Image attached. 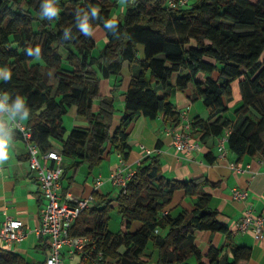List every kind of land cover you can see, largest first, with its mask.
<instances>
[{
    "label": "trees",
    "instance_id": "obj_1",
    "mask_svg": "<svg viewBox=\"0 0 264 264\" xmlns=\"http://www.w3.org/2000/svg\"><path fill=\"white\" fill-rule=\"evenodd\" d=\"M44 2L0 0V71L11 73L0 83V91L11 93L10 104L17 94L25 97L30 110L25 123L41 152L59 144L58 153L72 171L82 165L93 170L108 150L126 160L128 129L137 117H161L168 127L179 124V113L170 102L176 90L201 100L215 118L210 124L192 121V129L201 128V138L230 130L227 150L236 163L245 156L264 158V0H191L186 5L178 0H134L119 18H112L117 5L111 0H53L59 13L52 20L39 15ZM89 5L99 8V16L89 15L92 31L101 28L106 38L98 54L92 34L78 27ZM106 19L112 20L110 27ZM125 63L135 70L113 129L115 90L121 79L109 96L100 94L99 85L103 79L120 77ZM234 82L241 102L232 122L222 114L228 111ZM71 108L87 125L66 134L63 119ZM158 151L140 162L124 190L95 194L93 205L73 222L70 235L94 241L89 256L101 252L100 264H188L192 257L197 264L248 260L250 249L229 240L228 229L210 208L211 197L202 191L209 184L206 179H165ZM207 161L213 163L214 158ZM175 191L193 200L190 211H166ZM114 208L125 227L117 233L108 229ZM195 232L227 237L222 247L211 246L203 254ZM226 248L231 260L223 262ZM0 264L29 263L19 254L2 251Z\"/></svg>",
    "mask_w": 264,
    "mask_h": 264
},
{
    "label": "crops",
    "instance_id": "obj_2",
    "mask_svg": "<svg viewBox=\"0 0 264 264\" xmlns=\"http://www.w3.org/2000/svg\"><path fill=\"white\" fill-rule=\"evenodd\" d=\"M111 1L117 5L112 18H119L125 12L127 5L134 0ZM92 37L96 44L94 53L98 54L106 42L105 34L101 28H95L92 31ZM134 70L133 67L129 69L128 64L125 63L120 77H110L100 82V94L109 96L113 85L121 79L119 88L115 90L116 114L113 118V129L119 124L124 109L123 93L128 86L131 72ZM3 80V71H0V83ZM157 93L161 95V91L158 90ZM170 102L179 115L185 114L191 121L197 119L196 121L210 124L215 120L201 100H192L185 93L173 91ZM240 102L241 95L238 82H234L232 84V97L227 103L228 111L222 116L235 122L234 111ZM94 110H97L96 106ZM6 119V116L0 113V125L5 124ZM147 119L139 116L129 126L128 144L130 150L126 160L122 159L119 152L108 150L100 165L91 171L87 165H82L77 171H72L68 169L69 162L67 160L62 161V196L64 198L67 195L85 198L95 194L115 195L119 189L111 185L109 177L118 171H122L124 174L134 173L136 167L146 157L144 149L151 151L158 149L160 151L158 157L161 162V174L165 179L188 181L202 177L209 183L202 188V191L210 195L209 206L218 213V222L228 229L229 240L233 244L250 249V258L246 261L241 260L238 264H264V227L260 241H255L250 232L241 233L238 230L245 204L252 205L254 215L264 216V158L259 154L254 157L245 156L239 163H236L237 158L229 152L225 158H218V140L225 134H229L230 130H225L219 137L201 138L203 135L201 128L193 129L190 142H198L200 149L188 153L178 152L172 145L171 136L167 132L168 126L164 124L163 119L161 117L154 120L148 119L149 121ZM22 121L25 122V120ZM7 123V127H0V137H6L7 140L3 149L6 158L0 157V223L7 218L21 221L26 237L20 243L0 242V252L7 251L19 254L29 264L37 262L44 264L49 253L48 243L46 238L38 237L35 231L40 226L45 201L40 194L36 175L30 170L26 146L14 130L9 127V121ZM86 125L84 119L77 116L75 108H71L63 119L66 134L72 129L84 128ZM54 147V151H60L59 144H54ZM44 153L46 152H41V154ZM207 154L210 155L208 158L205 157ZM211 157L214 158L213 163L207 161ZM232 164L239 167L242 172L236 173L232 170ZM97 179L103 181L99 188L95 186ZM233 189L247 191V201L245 203L234 201L232 199ZM192 204L193 200L182 191H175L166 211L172 215H177L183 211H190ZM92 205L93 203L90 206ZM115 221H117V227L116 230H112L110 227ZM137 226V224H133L132 228ZM108 229L112 233L125 230L124 223L116 214L115 208L111 213ZM227 236L210 232H195L194 234L195 244L203 254L211 246L222 247ZM61 258L66 264H87L88 261L78 254L70 255L67 246L63 247ZM226 260H231L229 248L222 252V261Z\"/></svg>",
    "mask_w": 264,
    "mask_h": 264
},
{
    "label": "built area",
    "instance_id": "obj_3",
    "mask_svg": "<svg viewBox=\"0 0 264 264\" xmlns=\"http://www.w3.org/2000/svg\"><path fill=\"white\" fill-rule=\"evenodd\" d=\"M189 0H178L179 5H186ZM173 6L172 3H170ZM6 116L3 112H0ZM9 127L14 130L21 141L26 146L28 153L30 170L35 173L36 180L45 206L42 210L40 226L35 231L38 237L46 238L49 253L44 264H65L61 258L63 247H68L70 255L78 254L83 259L89 260L90 264H100L104 259L103 254L98 252L94 258L89 256L95 249L94 241L86 237H72L70 229L78 216L87 209L93 202L94 196L85 198L65 196L61 194V176H62V157L54 151H47L41 154L38 146L32 142V135L20 117L15 121H9ZM192 121L185 114L179 115V124L176 127H168L167 132L171 136L172 145L178 152H190L199 150L198 142H190L192 132ZM228 135L220 137L217 143V157L223 159L227 156ZM156 150H145V156L151 155ZM158 154L160 151L157 152ZM231 169L236 173L242 170L231 165ZM133 173L124 174L118 171L109 177V182L119 190H124ZM103 181L97 179L95 186L99 188ZM232 199L236 202L245 203L248 199V192L244 190L233 189ZM242 210L238 224V230L241 233L250 232L255 241L262 239L264 216H256L253 207L245 204ZM166 214V212L164 213ZM26 237L23 230V223L19 220L6 219L0 223V242L2 243H20ZM107 261V260H106Z\"/></svg>",
    "mask_w": 264,
    "mask_h": 264
},
{
    "label": "clouds",
    "instance_id": "obj_4",
    "mask_svg": "<svg viewBox=\"0 0 264 264\" xmlns=\"http://www.w3.org/2000/svg\"><path fill=\"white\" fill-rule=\"evenodd\" d=\"M42 11L39 12V15L42 17H47L49 20H52L53 17H56L59 13L58 7L53 3V0H45L42 4ZM90 12L87 10L83 11V18L79 20L78 27L82 33L86 35L92 34V28L88 22L89 15L91 16H99V8L97 6L89 5ZM80 12H77V17L79 18ZM106 26L112 25L111 19L105 20ZM31 51V50H30ZM38 51V50H37ZM11 73L4 70L3 71V79H10ZM11 99V93L6 91H0V112H3L6 115V122L0 127H7L8 121H15L17 115L20 116L21 120H25L29 117L30 110L26 107V100L23 95L17 94L14 99L11 100V104L9 103ZM10 131V129H9ZM7 142L6 137H0V157L6 158V154L4 152V145Z\"/></svg>",
    "mask_w": 264,
    "mask_h": 264
},
{
    "label": "rangeland",
    "instance_id": "obj_5",
    "mask_svg": "<svg viewBox=\"0 0 264 264\" xmlns=\"http://www.w3.org/2000/svg\"><path fill=\"white\" fill-rule=\"evenodd\" d=\"M189 1H191V0H189ZM145 119H146V118H145ZM147 120H148V119H147ZM148 121H149V120H148ZM67 134H68V133H67ZM116 227H117V221L113 222L110 228H111L112 230H116V229H115ZM65 264H66V263H65ZM188 264H197L195 258H194V257L190 258L189 261H188Z\"/></svg>",
    "mask_w": 264,
    "mask_h": 264
}]
</instances>
